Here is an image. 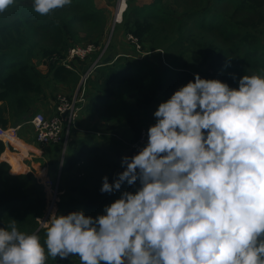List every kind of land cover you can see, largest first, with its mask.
<instances>
[{"label": "trees", "instance_id": "1", "mask_svg": "<svg viewBox=\"0 0 264 264\" xmlns=\"http://www.w3.org/2000/svg\"><path fill=\"white\" fill-rule=\"evenodd\" d=\"M136 2L127 0L116 24L137 39L141 47L133 42L136 55L120 52L98 61L86 79L63 161L64 140L40 144L49 158L50 176H59L57 213L83 209L95 216L124 189L134 190L125 183L116 192L102 193V177L112 180L123 170L122 156L140 149L136 144L155 122L159 102L195 73L236 87L244 74L264 72V0ZM107 29V11L95 0H72L44 15L34 10L32 0H18L0 12V125L20 124V136L32 140L28 121L40 111L36 103L45 98L49 81L74 87L91 65L78 69L72 61L67 67L61 59L79 43L92 42L100 52ZM37 51L48 63L46 74L32 62ZM5 149L0 139V155ZM8 161L0 160V226L14 218L20 230L38 231L43 239V186L31 171L23 172L18 157ZM47 264H80V259L49 257Z\"/></svg>", "mask_w": 264, "mask_h": 264}, {"label": "clouds", "instance_id": "2", "mask_svg": "<svg viewBox=\"0 0 264 264\" xmlns=\"http://www.w3.org/2000/svg\"><path fill=\"white\" fill-rule=\"evenodd\" d=\"M17 2L0 0V12ZM71 3L32 0L41 15ZM153 116L147 142L102 177V193L134 190L95 216L54 211L43 239L13 218L0 226V264H264V72L236 87L195 73Z\"/></svg>", "mask_w": 264, "mask_h": 264}, {"label": "built area", "instance_id": "3", "mask_svg": "<svg viewBox=\"0 0 264 264\" xmlns=\"http://www.w3.org/2000/svg\"><path fill=\"white\" fill-rule=\"evenodd\" d=\"M121 21L122 14L121 19L117 20L116 22ZM128 39L132 42H135L138 49L141 47L140 44L137 42V39L133 35H129ZM95 48L97 47L93 43L86 45H73L68 49V54L65 58L68 61H64L63 64H65L67 67H72L69 64L70 59H84L88 54L94 52L96 50ZM98 60H96L92 65H90V67L85 71L81 84L86 81L87 77L97 66ZM69 96L71 95L65 93L59 94V100H57L54 112L50 116H46L42 111H39L28 121V124H30V126H32V129L34 130V138L37 143L49 145L52 143H59L63 140H68L70 128L76 122V116L78 111L80 110L79 102L84 100V92H79V90H77L74 93V96ZM20 128V124L9 127H2L0 125V139L4 142L6 148H10L12 150L19 149ZM146 142L147 130L144 129L140 138V142L136 144V146L138 148H141ZM37 176L41 184L49 187H54L52 189V192L54 191V193H52V198L54 203H56L57 205V201L59 200V176L57 177V181L51 178L47 171L45 173L37 172ZM56 205L48 210L45 216H43L44 218L42 217L41 219H39L41 225L40 227H43L45 225L44 220L50 218L51 214L55 211L54 207H56Z\"/></svg>", "mask_w": 264, "mask_h": 264}, {"label": "rangeland", "instance_id": "4", "mask_svg": "<svg viewBox=\"0 0 264 264\" xmlns=\"http://www.w3.org/2000/svg\"><path fill=\"white\" fill-rule=\"evenodd\" d=\"M120 1L121 0H97L98 5L100 7L105 8V10L107 11V14H108V29H107L106 36L104 37V41L102 44L103 45L102 50L99 52L98 48H95L98 51L93 55H91V54L94 52H92L91 54H88L84 58L85 59L84 61H80L76 58H74V60L70 59V63H69L70 65H71V62L73 61V64H76L78 69L81 68V66L83 69V68H85L86 65H89V64L92 65L97 60V58H99V57H100L99 60L101 61V59L104 58L105 56H108L111 54L117 55V54H120V52L130 53V54L136 55V53H137L136 47H134L133 42L128 39V35H125L124 30L121 26L115 25L114 30L112 31V34L110 35L111 30L113 28V24L115 23V16H116L118 5H119ZM137 1L143 2L144 0H137ZM117 23H119V22H117ZM91 43L92 42H90V43L87 42L84 44L79 43L76 45H86V44H91ZM106 43H107V47H106ZM99 49H100V47H99ZM101 52H102V54H104V53L105 54L102 55ZM97 53H99L100 56H99V54L97 55ZM42 55L43 54L41 52L37 51V53L33 54L32 62L38 70H40L43 74H46V72L48 70V63L45 60H43L45 58ZM89 55H91V56H89ZM61 61L63 63L64 61H68V60L62 58ZM84 73H85L84 71L81 72V78L79 80V83L74 87L71 85H66V84L55 82L51 79L49 81V86L46 87L45 98H42V99L37 101L36 108L40 109V111H42L44 113V115L50 116L54 112L57 100H59V98H58L59 94H61V93L69 94L70 93L71 96L72 95L74 96V93L77 90H79V92H85L84 87H85L86 81L83 84H81V81L83 80V77H84ZM84 98H85V96H84ZM79 112H80V110L77 113L76 121L79 118L78 117ZM68 137H69V134H68ZM45 152H46V150H45ZM45 156H46L45 163H47V162H49V158H47V155H45ZM32 173L34 174L36 179L39 181L37 173L36 172H32ZM52 178L55 181H57V176H53ZM41 185L43 186V190H44L45 195H46L45 210H44V214H43V216H45V214L48 212V210L51 207L56 205V203H54L53 198H52V193H54V191L52 192V189L54 187L45 186L43 184H41ZM56 209H57V205H56V207H54L55 211H56ZM40 226L41 225L39 224V227Z\"/></svg>", "mask_w": 264, "mask_h": 264}, {"label": "crops", "instance_id": "5", "mask_svg": "<svg viewBox=\"0 0 264 264\" xmlns=\"http://www.w3.org/2000/svg\"><path fill=\"white\" fill-rule=\"evenodd\" d=\"M95 1L97 2V0ZM152 1L153 0H144L143 2L137 1L136 3L138 5H144V4H149ZM19 138H20L19 149L12 150L10 148H6L3 151V153L0 155V160L8 161L10 158L16 159L18 156V162L20 165H22V169L24 168L23 172L32 171L36 173L37 172L45 173L47 171L49 173L48 162L44 164V162L46 161L45 148H42L40 144L37 143L36 140H34V137L32 140H28V139L26 140L21 136H19ZM13 168L14 165H12V169Z\"/></svg>", "mask_w": 264, "mask_h": 264}, {"label": "bare ground", "instance_id": "6", "mask_svg": "<svg viewBox=\"0 0 264 264\" xmlns=\"http://www.w3.org/2000/svg\"><path fill=\"white\" fill-rule=\"evenodd\" d=\"M125 9H126V1L121 0L119 5H118L117 13L115 16L116 21L121 19V13H123Z\"/></svg>", "mask_w": 264, "mask_h": 264}, {"label": "water", "instance_id": "7", "mask_svg": "<svg viewBox=\"0 0 264 264\" xmlns=\"http://www.w3.org/2000/svg\"><path fill=\"white\" fill-rule=\"evenodd\" d=\"M121 14H122V13H121ZM115 23H116V20H115ZM115 23L113 24V28H112V30H111L110 35L112 34V31L114 30V27H115V25H116ZM106 47H107V43H106ZM81 82H82V81H81ZM66 145H67V141H65L64 144H63V154H62V157H63L64 154H65Z\"/></svg>", "mask_w": 264, "mask_h": 264}]
</instances>
